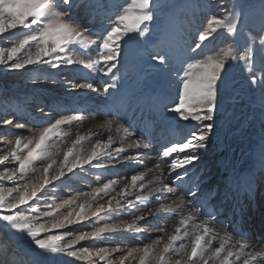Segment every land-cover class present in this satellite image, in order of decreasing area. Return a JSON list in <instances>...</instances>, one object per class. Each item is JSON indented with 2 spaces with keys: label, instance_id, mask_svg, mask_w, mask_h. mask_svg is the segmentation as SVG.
Segmentation results:
<instances>
[{
  "label": "snow or ice",
  "instance_id": "1",
  "mask_svg": "<svg viewBox=\"0 0 264 264\" xmlns=\"http://www.w3.org/2000/svg\"><path fill=\"white\" fill-rule=\"evenodd\" d=\"M125 4L127 6L113 0L110 8L109 0H0V34H9L0 35V39L11 42L9 47H0L2 70H26L35 74L33 79L56 83L61 69L76 66L74 72L87 73L85 82L61 80L73 91H97L88 78L99 74L107 78L103 93L112 98L105 115L116 117L99 125L111 133L106 139L103 131L94 134L95 140L89 135L79 136L63 154L56 170L49 174L57 164V160H52L40 171L38 180L29 178L30 169L37 171L31 167L32 162L45 157L47 142L62 125L81 120L85 109L77 107L55 112L42 105L37 117H29L25 122L15 116L0 119V143L6 149L2 160L18 165L5 166L0 171V181L14 182L13 187L0 189V225L26 242L30 264H58L60 261L150 264L152 259L156 264H264V246L257 249L238 222L218 219L235 186L225 187L222 195L210 193V196H218V204L212 206L198 194L200 174L196 171V162L210 151L230 119L235 97L227 67L239 63L248 73L250 84L259 87L260 95L254 103L259 108L261 134L254 167L237 186L250 201H254L257 188L264 186V0L258 13L234 10L223 18L211 16L207 28L198 31L195 39L190 40V35L169 39L166 28L158 46L148 50L149 58L155 63L145 69L156 72L163 69L164 83L155 92L138 86L131 96L122 95L118 85L122 88L127 75L129 52L146 43L141 38L150 32L154 17L161 11V0H130V3L125 0ZM78 11H83L90 22L100 20L102 13L103 19L98 26H89L77 18ZM9 30H18L19 35ZM221 36L224 43H230L226 51L220 46L209 47L213 39ZM197 56L204 58L197 59ZM129 103L137 104L149 115H159L168 121L170 128L173 123L168 120V114H172L187 129L182 139L176 141L150 134L137 137L134 124L122 115ZM29 120L33 121L31 128ZM16 129L26 130L29 135L18 133ZM83 142L89 143L90 151L84 150ZM154 143L160 144L155 167L142 170L146 154L136 150L149 149ZM121 164L130 165L136 174L131 175L130 182L125 181L119 191L118 180L109 178L91 192L79 193L58 205L48 203L52 200L49 185L54 181L63 185L62 177L66 174H79L75 169L80 173L92 169L111 171ZM161 164L167 169V176ZM100 178L96 175L97 180ZM21 180L24 183H19ZM80 196L85 197L83 202H78ZM32 200L37 204L43 201L42 206L48 210L42 215H30L29 209L39 211L30 205ZM153 204L159 206L153 207ZM65 207H71V211L61 216L60 210ZM233 210L242 211L235 207ZM102 213L108 220L121 222L105 223L92 231L83 230L88 226L85 221L95 224L103 219ZM128 216L134 219L122 220ZM177 217L173 231L168 233V222L176 221ZM141 222L161 232L159 238L142 249L131 246L127 239L118 242V237L105 235L118 232L125 238L131 237L132 241L145 238L146 229ZM76 224L81 228L71 227ZM62 229L68 230L60 231ZM213 241H217L218 246L213 247ZM121 242L124 247L120 246ZM260 243L264 245V240Z\"/></svg>",
  "mask_w": 264,
  "mask_h": 264
},
{
  "label": "rangeland",
  "instance_id": "2",
  "mask_svg": "<svg viewBox=\"0 0 264 264\" xmlns=\"http://www.w3.org/2000/svg\"><path fill=\"white\" fill-rule=\"evenodd\" d=\"M116 2L120 5L127 6L125 0H116ZM128 2L130 3V0H128ZM178 2L179 0H176L175 2L171 0H161V11L158 16L154 17L150 32L146 34L145 37L141 38L142 40H145L146 43L136 46L129 52L128 65L125 69L127 75L122 82V88L118 85L122 95L131 96L135 94L138 86L141 85L143 86V90L155 92L158 90V86L164 83L163 69H161L160 72L145 71V69L148 65L155 63V61H152L149 58L148 50L152 47L158 46L160 40L164 38L162 33H164L166 28L169 29V39L178 40L181 36L190 35L191 40L195 39L198 31H203L207 28V21L211 16L215 15L223 18V16L233 12L224 7L217 8L211 5L208 8H194L189 14L179 13L177 17H170L169 12ZM252 2V10L249 11H255L258 13L262 7V0H252ZM112 5L113 0H109V7L111 8ZM236 5L235 11L244 12L245 8L243 3L239 2ZM76 14L81 23L89 26H98L100 20L103 19V13L101 14L100 20H93L91 22L83 11H78ZM111 14L112 12H108V15ZM141 27H143V25ZM9 31L17 32L19 35L18 30ZM0 35L7 37L9 34L4 33ZM12 39H15V37ZM223 40L224 38L222 36L219 39H213L209 47L220 46L222 51H226L230 46V43H224ZM9 46H11L9 40L0 39V47ZM126 47L128 46L126 45ZM208 54L212 55L211 52ZM76 55H78V53ZM93 58H95L94 54ZM196 58L203 59L204 57L197 56ZM74 67L76 66L61 69L57 76V82L52 83L49 80L33 79L35 74L26 70L4 72L2 70L3 65H0V93H10L12 96L9 102L2 101L0 103V119H13L15 116V119L20 120V122H25L29 117H37L39 107L42 105L47 106L48 109H54L55 112H65L66 110L75 109L77 107L85 109V114L81 120L74 121L71 125H62L57 134L47 142V155L32 162L31 167L35 168L37 171L32 172L30 169L28 175L29 178L33 180L39 179L40 171H42L47 163H51L52 160H57V164L53 165V169L50 170L49 174L51 175L62 160L63 154L72 146L76 138L79 136L89 135L95 140L96 136L94 134L97 132H105L104 139H106L107 134H111L106 128L101 129L99 127V125L105 120L116 119L115 116L105 115L111 106L112 100L110 96L104 94L102 91L104 82L107 78L101 77L99 74H95L88 78V82H91L97 91H92L91 89H78L73 91L62 83L61 80L68 78L76 79L79 82H85V77L87 76L86 72H74ZM227 70L233 84L232 95L235 97L229 111L230 119L220 132L217 142L210 147V151L202 157L201 161L196 162L198 165L196 171L200 174V179L198 181L200 184V193L198 194L207 199L212 206L218 204V196H210L209 194L215 192L222 195L224 188L228 187L230 182L233 183L234 186L239 185L241 178L254 167L255 153L260 144L261 121L258 105L254 103L260 95L259 87H253L250 84L248 73L239 63H233L231 67H227ZM258 75H260V73H258ZM141 76H143V79H141ZM168 94L175 95L174 92H169ZM68 114H71V111H68ZM122 115L127 117L129 123L134 124V131L137 137L150 134L157 138L168 137L172 140L178 141L182 139L183 132L187 130L184 123L176 121L172 114H168V120H171L173 123V127L170 128L168 126V121L162 119L159 115H149L146 111L142 112L141 107L135 103L127 104ZM141 120H143V123H141ZM32 122V120L28 121V127H32ZM16 132H22L25 136L29 135L26 130L16 129ZM6 138L11 139L13 137ZM83 148L85 151H90L91 146L88 142H83ZM159 148L160 144L154 143L149 149L136 150L146 154L145 168L142 170L146 171L149 168L155 167L154 162ZM4 151H6V149H4L3 144L0 143V171H3L5 166L8 168L17 167L18 165L15 162L9 163L2 160ZM161 167L165 168L163 164H161ZM201 169L203 170L202 173L200 171ZM74 172L79 174H66L65 177H62V180L65 181L63 185H61L60 181H54L53 184L49 185V188L51 189L49 195L52 196V200L48 201V203L58 205L62 203L64 199L78 196L79 193L91 192L94 188L101 186L102 183L106 182L109 178L118 180L117 191H119L124 182H130L131 175L136 174L130 165L125 164H121L111 171L92 169L91 172L80 173L79 169H75ZM165 173L167 176L166 168ZM230 174L237 178L236 183L231 179L229 180L228 176H230ZM96 175H100L101 178L97 180ZM19 183H24V181L21 180ZM13 186V181H0V189ZM258 188L260 192H256L255 197L260 195L256 200L259 203L253 207L254 210L248 207L249 210L247 211L251 217H260L262 214L264 215V186ZM136 191H139V189H136ZM236 194V191L234 193L232 192L229 200L224 203V212L230 209V203L237 201L238 195ZM245 195L247 194L242 191L241 196L244 197ZM84 199V196H80L78 202H83ZM100 202L103 203L104 200H101ZM43 203V201L40 204H37L36 200L30 201V205L33 208H39V211L33 212L29 209V214L33 216L42 215L43 211L48 210L42 206ZM249 203H251V201L247 196L244 197L243 204L246 205ZM158 206V204H153V207ZM72 207H75V205ZM68 211H71V207L61 209L60 215H66ZM101 216L103 219L95 224H93L92 221H85L84 224L88 226L83 230L92 231L95 227H102L105 223L114 224L121 222V220L116 219L108 220L105 213H102ZM229 218L233 219V214ZM131 219H134V217H122V220L128 222H130ZM178 219L179 217H177L176 221L170 220L168 222V233L173 231ZM205 219H207V217H205ZM238 221L239 220L237 219L235 222ZM154 223H163V221H155ZM141 224L145 227L146 232L143 234L145 238L139 240L132 241L131 237L125 238L118 232L105 233V235L110 238L118 237V242L127 239L131 241V246L142 249L146 244H152L161 232L155 227L149 228L147 225L143 224V222H141ZM244 225L245 223L243 220L242 225L240 223V227L252 236V230L249 229L250 232L244 227ZM71 227L79 229L81 228V225L76 224ZM0 230L7 235L8 239H10V244L14 247L10 249L6 246L5 249L3 246H0V249H2L0 250V253L7 255V264L19 263L16 257L13 256L14 253H12L13 251L18 250L24 251V254L27 257V262L30 261L26 254V242L17 239L3 225H0ZM67 230L68 229H62L60 231ZM261 235H263V233ZM256 238H258V236H256ZM212 243L213 247L218 246V242L213 241ZM106 246L111 247L113 245ZM120 246L124 247L125 244L121 242ZM77 247H79V245ZM8 253L10 256H8ZM68 259L71 260L72 258ZM58 264H68V262L60 261ZM76 264H84V262H76ZM132 264H136V262L133 261ZM150 264H156V261L152 259L150 260ZM209 264H211V262H209Z\"/></svg>",
  "mask_w": 264,
  "mask_h": 264
},
{
  "label": "trees",
  "instance_id": "3",
  "mask_svg": "<svg viewBox=\"0 0 264 264\" xmlns=\"http://www.w3.org/2000/svg\"><path fill=\"white\" fill-rule=\"evenodd\" d=\"M171 1L175 2L176 0H171ZM239 2L243 3L245 8L244 11L252 10V6H253L252 0H179V2L169 12V16L177 17L179 13L189 14L194 8H208L211 5L217 8L224 7L226 9H229L230 11H234L236 10V7L234 9L233 5L237 6L236 4H238ZM11 98L12 96L10 93H0V103L2 101L9 102ZM3 233L4 232L0 230V246L1 247L3 246L5 249L6 246H8L10 249L14 248L13 245H11L9 242L10 239H8L7 235ZM12 253H14L13 256L16 257V259L19 261L20 264H30V261L27 262L26 260L27 257L24 254V251L18 250V251H13ZM5 255H3V253L2 254L0 253V264H7L6 261L7 255L6 256ZM8 256H10L9 253ZM19 263L17 262V264Z\"/></svg>",
  "mask_w": 264,
  "mask_h": 264
},
{
  "label": "bare ground",
  "instance_id": "4",
  "mask_svg": "<svg viewBox=\"0 0 264 264\" xmlns=\"http://www.w3.org/2000/svg\"><path fill=\"white\" fill-rule=\"evenodd\" d=\"M228 178L230 180V176H228ZM231 180L234 183H236L237 178L235 176H231ZM230 184H232L234 186L233 183L230 182L229 185ZM235 191L237 193L236 195H238L237 201L234 200L235 202L230 203L231 204V205H229L230 209L229 210H226V212L222 213L221 216L218 217V219H226V218L231 217V215L233 214V217L234 218L232 220L233 221H237V219H238L239 220L238 221L239 222V225H240V223L242 225V222L244 220V223H245L244 227L246 229H248V230L249 229L252 230V233H253V234L251 233L252 234V236H251L252 241H250V242H255L256 243V247L258 249L259 247L264 246V245H262L260 243L262 240H264V220H263L264 215L262 214V216H260V217H257V216L251 217V215H249L247 212H245L243 210V206L242 205L239 206L237 204V202L239 201L240 197L242 198V196H241V192H242L241 189H239L238 186H235V188H234V190L232 192L234 193ZM234 207L235 208H241L242 211H234L233 210ZM258 207H256V208H258ZM236 214H238V215H236ZM258 214H261V213H258ZM234 215H236V216H234ZM262 233H263V235H261ZM160 235H161V233L158 234L157 238H159ZM256 236H258V238H256Z\"/></svg>",
  "mask_w": 264,
  "mask_h": 264
}]
</instances>
